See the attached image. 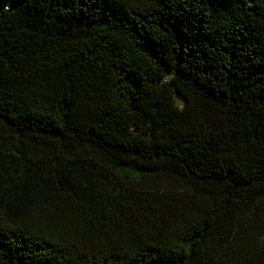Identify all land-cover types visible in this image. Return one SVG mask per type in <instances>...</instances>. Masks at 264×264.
<instances>
[{"label": "trees", "instance_id": "obj_1", "mask_svg": "<svg viewBox=\"0 0 264 264\" xmlns=\"http://www.w3.org/2000/svg\"><path fill=\"white\" fill-rule=\"evenodd\" d=\"M0 264H264V0H0Z\"/></svg>", "mask_w": 264, "mask_h": 264}]
</instances>
